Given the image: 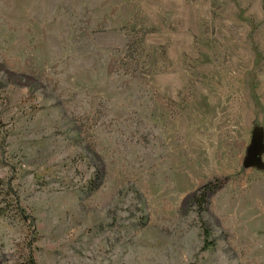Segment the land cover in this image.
Returning a JSON list of instances; mask_svg holds the SVG:
<instances>
[{
  "label": "rangeland",
  "instance_id": "rangeland-1",
  "mask_svg": "<svg viewBox=\"0 0 264 264\" xmlns=\"http://www.w3.org/2000/svg\"><path fill=\"white\" fill-rule=\"evenodd\" d=\"M30 259L264 264V0H0V264Z\"/></svg>",
  "mask_w": 264,
  "mask_h": 264
},
{
  "label": "water",
  "instance_id": "water-1",
  "mask_svg": "<svg viewBox=\"0 0 264 264\" xmlns=\"http://www.w3.org/2000/svg\"><path fill=\"white\" fill-rule=\"evenodd\" d=\"M252 160H253V155L250 154V155L248 156V158L246 159V161L244 162L243 166H244V167H247L248 165L251 164Z\"/></svg>",
  "mask_w": 264,
  "mask_h": 264
},
{
  "label": "trees",
  "instance_id": "trees-1",
  "mask_svg": "<svg viewBox=\"0 0 264 264\" xmlns=\"http://www.w3.org/2000/svg\"><path fill=\"white\" fill-rule=\"evenodd\" d=\"M205 236H208V233L206 232ZM29 264H35L33 259H30Z\"/></svg>",
  "mask_w": 264,
  "mask_h": 264
}]
</instances>
